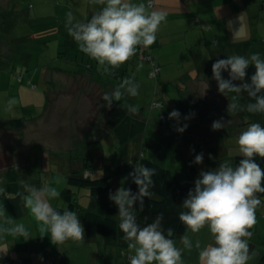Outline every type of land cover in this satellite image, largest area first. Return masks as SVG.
I'll use <instances>...</instances> for the list:
<instances>
[{
    "label": "crops",
    "instance_id": "obj_1",
    "mask_svg": "<svg viewBox=\"0 0 264 264\" xmlns=\"http://www.w3.org/2000/svg\"><path fill=\"white\" fill-rule=\"evenodd\" d=\"M147 1L134 0L136 3L142 2L146 5ZM154 1V6L152 8L149 6L150 10L155 8L168 12L167 23L162 25L158 32L156 43L148 49L138 50L134 57L119 68L113 69L111 75H108L104 73L102 66L97 61L80 51L77 43L67 31V14L69 12L77 20H83L85 17L90 19L102 8V5L92 3L91 0H18L13 2L0 0V63L2 64L3 61L11 57L15 58L19 54L20 58L26 62V66L31 65L27 75L30 85L34 87L32 91H38L37 83L44 89L37 97L44 105H40V110L30 118L19 119V122L13 118L6 120L0 111V135L4 140L2 142L0 140V180H2L0 187L4 189L3 193H0V208L6 209L8 221L23 223L33 235V238L27 241L19 236H5L0 239V264H5L6 261H9V264H46L47 260H52L55 264H91L92 260H94V264H128L127 247L108 245L99 235L88 237L86 230L83 242L69 240L59 245L54 244L50 235L42 230L43 225L35 219L30 209L25 207L24 197L27 193L24 186L40 187L43 184H51L56 187L55 184L60 181L69 187L68 179L76 171L83 173L89 171L92 176L100 177L114 169L112 163L106 162L105 155H101L102 139L106 135H113L106 125L110 109L102 106L106 103L102 97L105 93L113 91L125 78H134L141 85L139 95L131 97L125 94L120 102L126 104L127 107L128 105L138 106L139 111L132 115L147 117L145 115L147 112L140 105L149 98L150 91L148 90H151L148 83L151 63L149 65V61L144 58L146 52L156 55L160 66V83L157 84L158 86L155 85L152 102L153 100L161 101L163 105L159 108L151 106L159 110L160 121L168 122L169 113L178 109L179 103L184 100H193L194 106L196 105L195 112H202V115L204 114L205 118L211 121L214 116L213 111L212 115H209L212 107L203 108V101L211 103L207 97L210 90H206L202 94L203 90L199 83L204 80L206 82L211 74L213 63L218 59H226L232 54L247 56L246 54L254 42L250 39L253 36L251 24L261 23L264 28V0ZM7 3L8 6H12L11 10L6 9ZM22 3L28 5L23 17L17 12ZM230 22L231 25H229ZM41 24L47 26L44 29H37V26ZM213 36L214 38H212ZM51 38L58 40V47L67 45V48L64 47L63 51L58 52L62 53V62L54 60L61 56H55L54 41ZM61 40L65 42L62 43ZM247 40L250 41L247 51L241 48L235 49L238 48L236 47L238 43ZM51 41H53V45ZM207 43H212L214 46L211 52L214 61L211 65L207 63L206 59L202 65L195 66L193 64L190 70L197 71L195 78L188 76L190 80L185 79L187 82L176 81L174 83L177 85L172 86L174 71L181 69V65L184 64L173 54L176 51L180 53L193 52L198 47L207 46ZM200 50L202 51V49ZM34 55L35 57H33ZM261 55H264V49L261 51ZM139 63H143L144 67L142 70L136 71V66ZM15 68L14 65L13 69L17 71ZM14 74L19 75V80L23 82V73ZM226 75L228 76V73ZM161 78L164 79L163 82H161ZM176 79L177 77L173 81ZM235 83L239 84L240 82L236 81ZM232 95L234 94L231 93ZM246 95V93L241 94L240 104L244 105L242 97ZM65 113L68 114L64 116ZM237 114L241 122L226 126L223 130L226 131L231 126L240 128L245 126V123H252L246 111H240ZM152 116L151 113L149 120ZM162 116L166 117V121H162ZM59 117L62 118V121L58 122L62 125H57L55 121V118ZM26 120H29L31 124L28 126L29 129L21 125ZM200 122L202 129L205 127L210 133L214 132L212 123H208L207 120L205 122L200 120ZM26 130L30 134V139L27 142L25 141L27 139L25 137ZM225 131H217V133ZM144 138L145 134L143 133L130 142H135L138 150V146L144 142ZM82 141L86 146L83 156L76 160H70L72 163L68 161L67 169L51 172L45 178L41 175L42 172L39 170L46 161L54 164L55 153H68L71 149L74 150L80 146ZM94 144L96 145L93 146ZM96 148L99 150L97 154H94ZM137 156L138 152L136 157H132L134 160H121L120 165L122 163L131 165L134 162V165H131L134 167L140 161ZM86 163H89L91 170L84 169ZM130 170L122 171L123 173L121 172L113 178L115 190L122 186L121 181L126 176L124 173L130 172ZM67 187L62 190L65 191ZM134 188L136 185L131 187V189ZM62 190H59L61 193L59 198L49 201L52 207L60 209L61 212L68 209ZM62 200L64 202L61 205ZM76 212L83 224L82 213ZM187 232L189 236L192 234L190 230ZM207 235L208 233L204 236L206 243H212L211 234L208 237ZM258 236L253 233L251 241ZM180 237L175 239L178 247L182 246ZM251 241H249L250 249L254 251V244ZM263 241L264 238H258V254L253 256L254 258L249 264H264ZM198 255V250L191 256H187L184 252L183 259L186 261L184 264H200Z\"/></svg>",
    "mask_w": 264,
    "mask_h": 264
},
{
    "label": "clouds",
    "instance_id": "obj_2",
    "mask_svg": "<svg viewBox=\"0 0 264 264\" xmlns=\"http://www.w3.org/2000/svg\"><path fill=\"white\" fill-rule=\"evenodd\" d=\"M102 8L91 18L77 20L71 12L67 14V31L77 43L81 52L98 62L105 74L111 75L134 57L138 50L148 49L157 41L162 25L167 23L168 12L151 9L145 3L134 0H91ZM231 25V22L229 23ZM250 66L255 73L248 77ZM143 63L136 66L142 70ZM228 73L225 78L223 73ZM217 82L218 91L224 96L233 93L227 111L236 114L247 111L264 114V55L232 54L226 59H218L212 65V77ZM239 81V84L235 82ZM141 85L134 78H125L111 92L103 95V107L112 108L113 103L122 101L125 94L139 95ZM246 93L249 103L239 102L241 94ZM15 98L7 101L6 110L16 105ZM159 108L161 105L156 104ZM128 113L139 111L138 106L128 105ZM194 114L183 119H191ZM169 119L177 121L176 131L183 133L188 125L179 126L181 113L172 110ZM223 120H216L212 129L226 127ZM242 159L233 165L224 161L213 170L201 171L181 205L179 221L191 233H199L207 227L212 243L202 246L199 239L193 240L186 231L180 237L181 247L174 239L173 228L164 227V214H158L151 223L138 222V214L144 209L145 198H152L156 174L154 168L137 163L134 170L121 181V187L109 193V199L118 207V227L123 233L122 240L128 249V264H184V251L195 247L199 253L200 264H249L255 252L249 241L253 236L251 229L257 222L256 213L264 208V169L256 158L264 159V123L253 122L241 131L237 138ZM194 151V150H193ZM211 158V157H210ZM142 159V157H139ZM203 154L195 156L194 164H202ZM137 186L138 191L123 185L128 179ZM2 184V180H0ZM25 207L30 209L35 219L43 225L42 230L50 235L54 244L66 241L83 242L85 228L76 211L63 212L52 207L50 200L59 198L61 193L51 184L40 187L25 185ZM4 189L0 187V193ZM139 204V208H137ZM6 209L0 208V239L5 236L22 237L25 241L33 238L29 228L23 223L8 221ZM41 259H43L41 257Z\"/></svg>",
    "mask_w": 264,
    "mask_h": 264
},
{
    "label": "rangeland",
    "instance_id": "obj_3",
    "mask_svg": "<svg viewBox=\"0 0 264 264\" xmlns=\"http://www.w3.org/2000/svg\"><path fill=\"white\" fill-rule=\"evenodd\" d=\"M18 1V0H10ZM8 2V0H7ZM1 6V5H0ZM12 6H8L7 3V10H11ZM28 9L27 3H22V5L19 7L18 11L19 15L23 17L26 11ZM9 14L11 12L8 11ZM21 13V14H20ZM56 26V24H54ZM47 25L41 24L37 26V29L45 28ZM252 29L253 36L250 38L253 40V44L250 47L249 52L246 55H250L253 53H261V51L264 49V28L263 26L256 22L250 25ZM8 35V34H7ZM251 36V35H250ZM9 37L11 35L9 34ZM55 37V36H54ZM214 38V36L212 37ZM54 41V53L55 56L60 55V58H55V62H62L61 60L62 53H58L63 51V48H67V45L62 47L60 45L58 47V40L51 38ZM64 40V39H63ZM61 40L62 43L65 41ZM212 40V39H211ZM53 41H51V44L53 45ZM215 42V41H213ZM216 44V43H215ZM175 46V45H174ZM174 46H171V48H174ZM214 46L209 43H207V46H202L201 48H196L193 52H185L180 53L179 51H176L173 55L174 57L177 56V58L181 59L184 64L181 65V69H177L174 71L175 77L177 79L175 81L172 80V86H176L178 81H185V79L190 80L189 78H195V74L197 73L196 70H190V67L195 64V66H198V64L202 65L203 61L205 59L207 60V63L211 65L212 61H214L213 56L211 54ZM202 49V51L200 50ZM177 50V48H176ZM171 55V56H173ZM35 57V55L33 56ZM143 58V57H142ZM35 59V58H34ZM144 59V58H143ZM179 62H181L179 60ZM150 65V62H148ZM26 62L23 61V59L20 58V55L17 54L15 58H9L6 61H3V63H0V111L3 113V117L6 120H12L17 119H28L32 115H34L37 111L40 110L39 106L44 105V103L38 99L37 97L44 91L43 87L38 85V91H32L34 87L33 85H30V79L27 74H29V69H31V65L26 66ZM14 65L16 66L14 70ZM24 68V70H23ZM20 70H23L22 72ZM14 73L17 74H24V80L21 82L19 79V75L16 76ZM189 76V78H188ZM160 76H158V80L155 78H151L148 80V83L150 85V91L148 95L149 98L146 99L145 102L141 103L140 105L143 106V110L147 112L145 115L146 117V130L144 132L145 138L144 142L137 146L135 142H130L129 144H123L121 145L117 138L113 135H106L102 139V147L103 150H101V155H105L106 162L112 163L114 170L116 167L120 165L121 160H134L132 157H136V153L138 152L137 159L140 155H145L146 157L155 159L157 162H160L164 166H167L171 168L172 172L179 177L183 182L194 188L195 186V180L199 178V174L201 171H208L213 170L219 166L220 163L224 161H230L232 163L233 158L240 154L239 153V145L237 144V138L240 135L241 131L245 130L249 123H245V126L243 127H237V126H231V130L227 129L226 131L223 129L215 130L213 133H210L203 127L201 128V122H205L207 120L208 123H212L216 120L223 119L226 123L230 121L226 126L234 125L236 123H240L241 119L238 116V114H231L227 111V106L229 103L232 102V96L231 93L229 95L224 96L218 91V85L215 80H213L212 77V71L211 74L208 76V79L199 83L201 84V88L203 90V93L205 91H209L207 97L210 99L211 103L203 101V108H209L212 107L211 111L209 112V115H212L211 112L213 111V117L212 120L205 118V115H202L201 113H196L194 110V101L193 100H184L181 103H179V108L176 110H179L181 113V121L179 123V126H183L184 124H187L188 127L186 131L183 133H179L176 131L177 128V121L175 119H169L168 122L162 123L160 121L159 116V110L152 108V98L154 96L155 91V85H159L160 83ZM164 79L161 78V82H163ZM185 81V82H187ZM195 82V81H194ZM198 84V82H197ZM157 85V86H158ZM213 90V91H211ZM11 98H15L17 103L14 106V108L11 111L6 110L7 108V101ZM154 101V100H153ZM139 105V106H140ZM209 110V109H208ZM153 114L151 120L150 114ZM68 113H65L67 115ZM191 114H194L191 119L185 120L183 119L186 116H190ZM211 118V117H210ZM149 120V121H148ZM20 121V120H19ZM18 121V122H19ZM55 121L57 122V125H62V123H59L62 121V118H55ZM59 121V122H58ZM211 124V125H212ZM23 127H26V129H29L28 126L31 124L29 123V120H26L24 124H21ZM67 129V128H66ZM225 131L224 133H217ZM24 132V131H22ZM29 131L26 130L25 137L27 138L25 141H29L30 134ZM112 132V131H111ZM9 133V132H8ZM13 137V135L9 134ZM44 137V136H43ZM1 142L2 136L0 135ZM86 141V139H85ZM43 142V140H41ZM8 143V142H7ZM24 143V141H23ZM85 142L82 141L80 146H77L76 149H71L68 153H55V161L52 165L49 161H46L44 163V166L41 167V170L39 172H42L41 175L45 177H48L51 172H58V170L67 169L68 161L72 163L70 160H76L79 159L83 154H85ZM10 145V144H9ZM94 144L93 146H95ZM99 149L94 150V154L98 153ZM194 150V151H193ZM38 153V150H37ZM203 154L204 160L202 164H194L193 161L195 159V156L198 154ZM142 155V156H143ZM211 157V158H210ZM136 161V160H135ZM134 163V162H133ZM132 163V164H133ZM134 165V164H133ZM47 167V168H46ZM131 170L130 172H132ZM124 173L128 177L129 173ZM92 176V175H91ZM95 177V176H93ZM123 177V179L125 178ZM63 182L56 183V188L58 191L62 190V188H66V185L62 184ZM62 184V185H61ZM135 184L132 182V180L129 178L127 182L123 185L126 188H131ZM74 190L77 199L82 206H87L90 202V191L86 187H72ZM64 191V190H62ZM64 200H62L61 205L63 204ZM257 222L253 226L254 234L259 235V237L264 238V208H260L257 210L256 213ZM208 233L207 237L211 234L209 229L207 227L203 228L199 233H196L197 235H194L193 233L190 234L191 239L193 240V243H195V240L199 239L201 241L202 246L207 245V241L205 239V235ZM189 235V234H188ZM102 239V235H99ZM254 238V237H253ZM258 238L252 239L251 243L254 244V252L256 256L258 254L257 250L259 245L257 244ZM255 240V241H254ZM197 249L193 247L190 251L185 250L187 256H191ZM199 256V255H198ZM254 258V257H253ZM252 261V260H251ZM186 263V261H184ZM91 264H94V260H92Z\"/></svg>",
    "mask_w": 264,
    "mask_h": 264
},
{
    "label": "trees",
    "instance_id": "obj_4",
    "mask_svg": "<svg viewBox=\"0 0 264 264\" xmlns=\"http://www.w3.org/2000/svg\"><path fill=\"white\" fill-rule=\"evenodd\" d=\"M236 47L238 48L235 49L241 48L247 51L250 47V41L240 42ZM148 53L146 52L145 54ZM247 71L250 78L255 73V67L250 66ZM226 74V72L223 73L225 78L228 77ZM242 98L244 105L250 102L247 95ZM127 109L126 104L120 101L114 102L108 112V120L106 122L107 127L121 145L132 141L146 130V118L141 115L129 114ZM246 114L249 115L248 117L252 123H264V114H252L247 111ZM241 159L240 154L236 155L232 164H238ZM256 162L264 169V159L257 157ZM139 163L144 164L148 168H154L156 174L153 176L152 198H145L144 209L138 214V222L142 225L145 222L151 223L158 214L163 213L165 218L164 227L173 228L176 234L174 239L184 235L188 230L179 221V213L182 210L181 205L192 187L177 177L171 168L164 166L155 159L143 155ZM131 165L122 163L115 170L112 169L100 177H85L81 171H76L70 175L68 179L69 187L64 191V197L69 210L82 213V222L88 237L102 235L108 245L127 247L122 240L123 233L118 227V207L109 199V193L116 191L113 186V178L122 171H129L130 168L134 170ZM84 169L91 170L92 168L89 163H86ZM72 187H86L89 189L90 202L87 206L80 205ZM132 191H138L137 186ZM137 208H139V204H137ZM58 210L60 211V209ZM251 231L254 233L253 229Z\"/></svg>",
    "mask_w": 264,
    "mask_h": 264
},
{
    "label": "built area",
    "instance_id": "obj_5",
    "mask_svg": "<svg viewBox=\"0 0 264 264\" xmlns=\"http://www.w3.org/2000/svg\"><path fill=\"white\" fill-rule=\"evenodd\" d=\"M154 3H155L154 0H148L147 1V5L150 6V8H152L154 6ZM263 7H264V1H263ZM144 58L147 59L151 63V69L149 71V76L151 78L157 79L159 74H160V66L158 64L156 55L148 53V54L144 55ZM156 104H159V105L162 106L163 102L154 100L152 102V107H155L154 105H156ZM162 121L163 122L166 121V117L165 116H162ZM91 175H92V173L89 172V171H86L84 173L85 177H89ZM5 264H9V261H6ZM46 264H55V263L52 260H47Z\"/></svg>",
    "mask_w": 264,
    "mask_h": 264
}]
</instances>
